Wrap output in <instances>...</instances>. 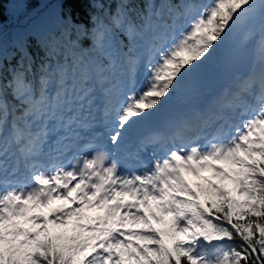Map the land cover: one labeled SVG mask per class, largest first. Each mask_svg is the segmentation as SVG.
I'll return each instance as SVG.
<instances>
[{
    "label": "snow or ice",
    "instance_id": "6c2138e0",
    "mask_svg": "<svg viewBox=\"0 0 264 264\" xmlns=\"http://www.w3.org/2000/svg\"><path fill=\"white\" fill-rule=\"evenodd\" d=\"M0 0V264H264V0Z\"/></svg>",
    "mask_w": 264,
    "mask_h": 264
},
{
    "label": "trees",
    "instance_id": "16d2710c",
    "mask_svg": "<svg viewBox=\"0 0 264 264\" xmlns=\"http://www.w3.org/2000/svg\"><path fill=\"white\" fill-rule=\"evenodd\" d=\"M39 0H30L28 7L31 9ZM90 0H63V8L74 21L87 23L90 11Z\"/></svg>",
    "mask_w": 264,
    "mask_h": 264
}]
</instances>
